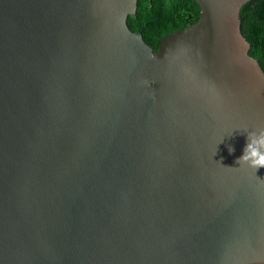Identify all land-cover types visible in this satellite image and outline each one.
Wrapping results in <instances>:
<instances>
[{
	"label": "water",
	"instance_id": "obj_1",
	"mask_svg": "<svg viewBox=\"0 0 264 264\" xmlns=\"http://www.w3.org/2000/svg\"><path fill=\"white\" fill-rule=\"evenodd\" d=\"M137 1L0 0V264H264L249 0L155 52Z\"/></svg>",
	"mask_w": 264,
	"mask_h": 264
},
{
	"label": "trees",
	"instance_id": "obj_2",
	"mask_svg": "<svg viewBox=\"0 0 264 264\" xmlns=\"http://www.w3.org/2000/svg\"><path fill=\"white\" fill-rule=\"evenodd\" d=\"M136 13L128 25L143 34L154 52L165 35L196 23L201 8L196 0H138ZM243 34L250 43V54L264 70V0H249L240 11Z\"/></svg>",
	"mask_w": 264,
	"mask_h": 264
},
{
	"label": "clouds",
	"instance_id": "obj_3",
	"mask_svg": "<svg viewBox=\"0 0 264 264\" xmlns=\"http://www.w3.org/2000/svg\"><path fill=\"white\" fill-rule=\"evenodd\" d=\"M234 148L229 147V152ZM238 166H248L256 171L264 167V128L247 132V142L243 154L236 160Z\"/></svg>",
	"mask_w": 264,
	"mask_h": 264
}]
</instances>
